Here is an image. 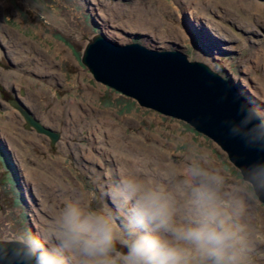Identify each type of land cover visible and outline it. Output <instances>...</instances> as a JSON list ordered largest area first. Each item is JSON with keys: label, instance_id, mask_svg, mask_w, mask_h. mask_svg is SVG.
<instances>
[{"label": "rangeland", "instance_id": "374dc122", "mask_svg": "<svg viewBox=\"0 0 264 264\" xmlns=\"http://www.w3.org/2000/svg\"><path fill=\"white\" fill-rule=\"evenodd\" d=\"M190 1L203 12L201 25L179 0H0V239L48 231L68 201L104 207L132 159L126 173L162 187L177 223L211 195L243 226L246 264H264V202L227 152L187 121L97 80L82 61L97 32L179 48L238 85L264 119V0ZM16 95L60 133L55 144L26 126L9 101ZM190 257L202 264L195 251Z\"/></svg>", "mask_w": 264, "mask_h": 264}, {"label": "clouds", "instance_id": "9594fccd", "mask_svg": "<svg viewBox=\"0 0 264 264\" xmlns=\"http://www.w3.org/2000/svg\"><path fill=\"white\" fill-rule=\"evenodd\" d=\"M104 200V207L64 203L48 231L21 242V264H192V251L202 264H246L243 226L211 195L196 202L188 223H177L162 187L134 174L121 175Z\"/></svg>", "mask_w": 264, "mask_h": 264}, {"label": "water", "instance_id": "95a60500", "mask_svg": "<svg viewBox=\"0 0 264 264\" xmlns=\"http://www.w3.org/2000/svg\"><path fill=\"white\" fill-rule=\"evenodd\" d=\"M82 61L97 80L142 106L187 121L216 141L264 202V119L233 81L179 48L121 43L103 32L88 38ZM9 101L23 114L27 127L46 133L52 143L58 140L60 133L28 107L16 99ZM22 241L0 239V264H21L27 255Z\"/></svg>", "mask_w": 264, "mask_h": 264}, {"label": "bare ground", "instance_id": "6f19581e", "mask_svg": "<svg viewBox=\"0 0 264 264\" xmlns=\"http://www.w3.org/2000/svg\"><path fill=\"white\" fill-rule=\"evenodd\" d=\"M179 1H181V3H184L185 1L184 0H179ZM194 3V2H193ZM260 3V2H259ZM186 6V8L187 9H190V11H191V13H190V18L191 19H193L196 23H197V25L199 24V25H201V23H202V20H201V18H200V16H199V14L200 13H203V12H201V9H200V7L197 5L196 7L195 6H193L192 4H191V1L190 0H187L186 1V3H184ZM199 4V3H198ZM200 4H202V3H200ZM195 5V4H194ZM192 9V10H191ZM209 18V17H208ZM209 21V20H208ZM204 25H206L205 23H204ZM209 29H211L213 32H215V33H217L218 32V30L215 28V27H212V26H209V25H206ZM220 35V34H219ZM214 41V40H213ZM210 42V41H209ZM256 63V62H255ZM257 64H258V62H257ZM251 94V93H250ZM249 96V95H248ZM98 130H100V129H98V128H96V129H94V130H92V134L94 135V136H97L96 134H97V132H98ZM96 133V134H95ZM99 133V132H98ZM100 134V133H99ZM56 142H54L53 144H55ZM99 147V146H98ZM99 149L101 150V147H99ZM106 151V153H108V150H105ZM131 161L132 162H130L129 160L125 163V169H123L122 170V174H127L126 173V171L127 172H129L130 171V166L131 165H136L137 163H136V161L137 160H132L131 159ZM149 167L146 165L145 166V169H148ZM133 172H134V170H133ZM128 174H130V173H128ZM147 179H150V180H154V181H158V179L153 175V174H149L148 176H147Z\"/></svg>", "mask_w": 264, "mask_h": 264}, {"label": "flooded vegetation", "instance_id": "af4514ba", "mask_svg": "<svg viewBox=\"0 0 264 264\" xmlns=\"http://www.w3.org/2000/svg\"><path fill=\"white\" fill-rule=\"evenodd\" d=\"M9 99H10V98H9ZM14 99L19 100L22 104H24V103L22 102V100H20L19 97H18L17 95L14 97Z\"/></svg>", "mask_w": 264, "mask_h": 264}]
</instances>
